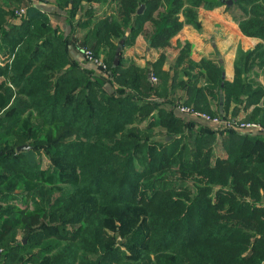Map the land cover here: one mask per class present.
I'll return each mask as SVG.
<instances>
[{"label": "trees", "instance_id": "trees-1", "mask_svg": "<svg viewBox=\"0 0 264 264\" xmlns=\"http://www.w3.org/2000/svg\"><path fill=\"white\" fill-rule=\"evenodd\" d=\"M32 1L0 0V264H264V136L196 129L171 100L184 90L182 104L235 122L254 105L246 122L264 126V87L244 75L264 70V0L236 2L242 33L263 43L240 52L234 80L194 62L186 42L163 102L151 98L166 90L165 55L150 70L121 52L114 68L119 43L170 47L225 0H53L106 74L72 59L69 36Z\"/></svg>", "mask_w": 264, "mask_h": 264}, {"label": "crops", "instance_id": "crops-1", "mask_svg": "<svg viewBox=\"0 0 264 264\" xmlns=\"http://www.w3.org/2000/svg\"><path fill=\"white\" fill-rule=\"evenodd\" d=\"M48 1L33 0L32 4L49 15L53 27L58 28L64 36H69V54L71 58L76 60L84 67L94 69L95 71L104 74L105 72L100 71V68L93 62L89 61L83 53L84 49L81 47V43L83 37L87 33V30L73 28L68 24L67 10L59 9L54 2L48 3ZM28 4L29 3L24 2L21 8H28ZM84 4L85 8L87 9L88 4ZM202 11L198 12L197 26L186 25L182 31L172 39L170 47L165 49H151L147 46L145 37L140 35L136 39V42L130 46L124 47L122 50L123 58L126 62H135L140 68H149L150 70L152 69L153 64L159 60L160 56L162 54L165 55L166 61L161 68V72L166 73L168 75V79L165 84L166 90L162 92V95L166 91L168 92L172 85V78L174 75L172 67L180 53L183 44L186 42L192 44L191 59L194 62L199 63L202 60L213 61L214 63L218 64V66L222 67L224 72L223 76L228 82H232L235 78V66L240 52L253 51L259 44L263 43L261 39L245 36L230 12H220L217 9ZM15 22L20 23V19L18 18ZM77 22H84L82 13L77 15L74 25H77ZM256 62H254L252 65L254 66ZM244 75L250 76L251 78H257L258 76L257 81L264 87V70H260L258 65L254 66L253 71H249ZM152 76L157 78L156 82L152 80ZM2 80L3 79L0 78V81ZM149 80L155 84L158 82V77L153 73H150ZM107 89L109 92H114L112 85H107ZM162 95L161 97L153 96L151 100L163 102L166 100V98L165 95ZM185 99L186 96L184 90H178L174 98H171V100H175L176 105L180 102L182 103ZM215 103L216 102L212 101L213 109H215ZM234 106L235 105H233V107ZM258 106L264 108L263 102ZM253 109L254 105L247 110H244L243 106L239 107V112H237L238 115L235 119L238 121L249 120ZM174 114L178 118L192 121L181 115L176 107L174 108ZM231 117L232 115L230 114L229 118ZM192 122L212 127L217 131L221 130L219 127H213V125H209L204 122ZM145 125H147V122L144 123V126Z\"/></svg>", "mask_w": 264, "mask_h": 264}, {"label": "built area", "instance_id": "built-area-1", "mask_svg": "<svg viewBox=\"0 0 264 264\" xmlns=\"http://www.w3.org/2000/svg\"><path fill=\"white\" fill-rule=\"evenodd\" d=\"M26 13L27 8H21L15 12L16 16L19 19L23 18ZM83 53L89 61L96 64L98 67H101L103 70H105L104 72L107 71V66L103 63V61L101 59L95 58L90 50L85 49L83 50ZM152 80L156 82L157 78L155 76H152ZM176 109L181 115L187 117L192 121L204 122L206 124L213 125V127H219L221 128V130L232 129L241 133H254L264 136V126H262L260 123L242 121L235 122L231 118H224L223 116H212L206 112L197 110L192 106H187L182 103H179L176 106Z\"/></svg>", "mask_w": 264, "mask_h": 264}, {"label": "rangeland", "instance_id": "rangeland-1", "mask_svg": "<svg viewBox=\"0 0 264 264\" xmlns=\"http://www.w3.org/2000/svg\"><path fill=\"white\" fill-rule=\"evenodd\" d=\"M229 0H225V2H228ZM233 1V3L232 4H230V5H228V4H224L223 6H221V7H219V8H217V10H219L220 12H222V11H224V12H226V11H228V12H230V14L231 15H233V17L234 18H237V19H241L242 18V16H243V11H242V8L240 7V6H238L237 4H236V2L238 1V0H232ZM53 2V0L52 1H48V3H52ZM209 11V10H206V9H199L198 10V12L199 11ZM202 11V12H203ZM151 26V24L150 23H147L146 24V27L149 29V28H151L150 27ZM124 48V47H123ZM93 53V52H92ZM94 55V54H93ZM100 68V71H102V72H104L105 70H103L101 67H99ZM105 74V73H104ZM159 82V81H158ZM157 82V83H158ZM156 84V83H155ZM179 104V103H178ZM177 104V105H178ZM176 105V106H177ZM190 122V121H189ZM242 122H246L245 120L244 121H242ZM192 123V122H191ZM196 124V129L197 128H199V127H204L205 126V128H207L206 127V125H201V124H198V123H195ZM164 136H165V132H162V133H157V139L158 140H163L164 139ZM44 156V155H43ZM48 162H49V160L44 156L43 157V166H45V167H47L48 166ZM119 225V223H117V226ZM22 236H23V233H21V235H20V237L18 238V240H21L22 239ZM109 238L111 239V242H112V244L116 247V246H122L121 244H120V242H121V240L123 239L120 235H119V233L117 232V231H115V230H110L109 231ZM123 248V247H122ZM124 249V248H123Z\"/></svg>", "mask_w": 264, "mask_h": 264}, {"label": "water", "instance_id": "water-1", "mask_svg": "<svg viewBox=\"0 0 264 264\" xmlns=\"http://www.w3.org/2000/svg\"><path fill=\"white\" fill-rule=\"evenodd\" d=\"M232 3H233L232 0H229L227 2L228 5H230ZM144 10H145V5H141L140 8L138 9V12H137L138 15L143 14ZM125 39H126V37L118 45L116 56H115V59H114V62H113V67L114 68H116L120 64V55H121V52H122L123 47H124ZM24 150H30V146L22 145V146L18 147V149H17V151H19V152L20 151H24Z\"/></svg>", "mask_w": 264, "mask_h": 264}]
</instances>
